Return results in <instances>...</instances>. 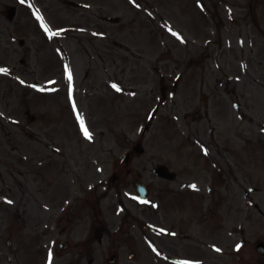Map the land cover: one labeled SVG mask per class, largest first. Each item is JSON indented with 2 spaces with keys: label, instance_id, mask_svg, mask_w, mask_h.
Wrapping results in <instances>:
<instances>
[{
  "label": "rangeland",
  "instance_id": "374dc122",
  "mask_svg": "<svg viewBox=\"0 0 264 264\" xmlns=\"http://www.w3.org/2000/svg\"><path fill=\"white\" fill-rule=\"evenodd\" d=\"M38 15L59 35L50 38ZM0 69V264H24L26 251L42 248L52 264H162L151 221L188 213L197 229L192 212L213 202L216 222L234 233H222L221 253L209 246L207 254L220 264L260 260L264 0H0ZM136 176L150 186L145 203ZM94 187L105 195L102 226L92 209L82 222L75 214ZM52 193L64 197L49 203ZM65 206L70 227L60 223ZM125 215L148 225L131 227L136 241L107 232Z\"/></svg>",
  "mask_w": 264,
  "mask_h": 264
},
{
  "label": "flooded vegetation",
  "instance_id": "af4514ba",
  "mask_svg": "<svg viewBox=\"0 0 264 264\" xmlns=\"http://www.w3.org/2000/svg\"><path fill=\"white\" fill-rule=\"evenodd\" d=\"M160 225L159 223H155ZM169 231H175L176 235L170 232L167 235L156 234L159 243L167 249L171 254L170 263L172 264H186L185 260H191L192 264H220V259L213 257L207 258L205 253V246L199 242L195 237H191L188 232H184V228L178 224L168 223ZM193 243H190V242ZM175 256L181 257L182 261H176ZM191 258V259H190Z\"/></svg>",
  "mask_w": 264,
  "mask_h": 264
},
{
  "label": "snow or ice",
  "instance_id": "6c2138e0",
  "mask_svg": "<svg viewBox=\"0 0 264 264\" xmlns=\"http://www.w3.org/2000/svg\"><path fill=\"white\" fill-rule=\"evenodd\" d=\"M24 2H25V0H21V3H24ZM37 19H39L41 21V26L44 28L45 32H47L49 34V37L50 38L52 36L59 35L58 32L51 31V29L49 28V26L43 22V17L42 16L38 15L37 16ZM169 30L171 31V29H169ZM173 35H178V34L177 33H173ZM6 71H7L6 69H0V72H6ZM68 79H69V81L72 80V73H71V71L68 72ZM117 90L119 91L118 88H117ZM41 91H43V89H41ZM73 107L75 108V104L73 105ZM0 115H2V114H0ZM77 118L80 121V124H81L82 130L84 132V135L86 136L87 139L91 140L92 139V134L87 129V127L84 126L83 118L79 115V113L77 114ZM192 187L195 188L196 186L195 185H192ZM7 202L9 204L13 203L12 201H7ZM161 231H163V230H161ZM216 250L217 251H220V249H216ZM51 256H52V254L49 253V264H52Z\"/></svg>",
  "mask_w": 264,
  "mask_h": 264
},
{
  "label": "water",
  "instance_id": "95a60500",
  "mask_svg": "<svg viewBox=\"0 0 264 264\" xmlns=\"http://www.w3.org/2000/svg\"><path fill=\"white\" fill-rule=\"evenodd\" d=\"M11 14H10V18H13V15L15 14V7H13L11 10H10ZM137 189L139 191V193L141 194L142 198H146V193H147V190L145 188V186L137 183Z\"/></svg>",
  "mask_w": 264,
  "mask_h": 264
}]
</instances>
